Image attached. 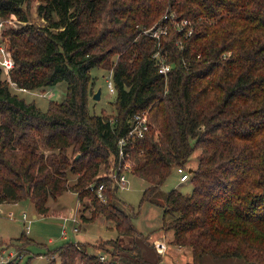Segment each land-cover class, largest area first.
<instances>
[{
	"label": "trees",
	"instance_id": "1",
	"mask_svg": "<svg viewBox=\"0 0 264 264\" xmlns=\"http://www.w3.org/2000/svg\"><path fill=\"white\" fill-rule=\"evenodd\" d=\"M35 1L45 25L28 23ZM11 15L22 25L1 31L14 61L10 80L28 91L59 82L67 89L42 110L0 72V205L29 199L45 215L49 200L74 192L79 203L88 200L89 219L116 233L110 247L90 243L105 261L88 242L65 240L50 264H152L138 242L121 241L140 232L112 178L118 138L142 112L151 126L127 146L130 174L148 185L142 202L200 150L190 194L170 190L162 206L171 240L194 257L264 264V0H0V20ZM153 26H166L159 42L142 35ZM156 52L166 55V76ZM92 68L111 72V116L88 110ZM100 185L104 202L90 189Z\"/></svg>",
	"mask_w": 264,
	"mask_h": 264
},
{
	"label": "rangeland",
	"instance_id": "2",
	"mask_svg": "<svg viewBox=\"0 0 264 264\" xmlns=\"http://www.w3.org/2000/svg\"><path fill=\"white\" fill-rule=\"evenodd\" d=\"M36 5L37 2L35 1L31 2L28 6V23L39 26L45 25V22L36 13ZM2 21H4L2 30L5 26L15 29L22 25L13 15ZM142 35H144L143 32ZM90 74L93 78L95 90L101 89V96L98 101H93L92 98L88 100V110L91 114H103L104 116L105 114H110L111 116L114 110L111 104L114 103L115 95L109 93L106 86L108 72L103 69L92 68ZM2 78H4V75H2ZM66 89L65 82H59L47 89L38 88V90L22 92L14 90V93L21 99L27 102H33L38 108L45 110L49 102L62 101L65 97ZM199 153L200 150L197 149L191 158L186 161L184 167L195 169L197 166V155ZM74 179V175L70 176V185L74 182ZM126 180L128 182L127 188L125 190L119 189L117 195L119 201L124 203L135 214L132 224L140 233L134 238L141 240L140 246L144 255L149 257L156 256L155 244L161 242L165 246L164 254L167 256L166 260L179 256L180 264H248L238 257L215 259L209 254L203 255L200 258L194 257L187 246L179 247V245L171 240L172 231L163 229V222H167L170 219L168 215L164 217V210L162 208L167 192L177 190L181 194H190L192 190L190 180L181 183L179 174L175 169L171 171L166 181L155 191L151 203L142 202L143 190L148 186L144 180L132 174H128ZM78 201V197H76L74 192L65 191L57 196L55 201L49 200L47 202L48 210L45 212V215L36 213L29 199L16 202L10 206L2 205V214H0V264L10 260H15L14 264H50L49 256L65 240H71L73 242L85 241L95 246L110 247L109 244L112 243L111 241L116 235L115 231L110 229L108 223L100 217L89 219L91 206L88 200L84 199L81 203ZM83 205H88V208L83 210ZM74 211L79 217L83 213L89 219V222H85L80 218L77 224L78 231L74 232V234L70 231L72 224L67 222L65 225L67 234L64 238L61 235L62 220L60 216H67ZM11 212L14 215L9 218L7 213ZM22 213L26 214L31 220L27 233H25L22 223ZM33 215L36 217L33 218ZM22 234L26 236L25 241L14 239ZM91 244L88 246V252L100 253L99 249Z\"/></svg>",
	"mask_w": 264,
	"mask_h": 264
},
{
	"label": "built area",
	"instance_id": "3",
	"mask_svg": "<svg viewBox=\"0 0 264 264\" xmlns=\"http://www.w3.org/2000/svg\"><path fill=\"white\" fill-rule=\"evenodd\" d=\"M172 19L174 18V15L170 16ZM4 21L0 20V72L4 74L6 80L9 83V87L18 90L19 92L22 91H28L25 89H20L17 88L16 84L10 80L9 77V70L13 67L14 61L13 58H11V55L8 51V48L4 42H2L1 39V31H2V24ZM174 22V21H173ZM176 24V27L179 29H182L184 25H186V21L181 20L174 22ZM166 33V29L163 27L161 28H148L145 31H143V34L146 35L148 34L152 38H155L158 42L161 39L162 34ZM190 32H188L189 34ZM157 45H159L157 43ZM154 58L156 59V66L158 69V74L159 75H164L166 76L167 73L171 70L170 65L166 62V55L164 53H159L156 52L154 55ZM108 79L106 80V86L109 91V93L114 92V87L112 86L111 83V72L108 73ZM151 124L148 121V116L147 113L142 112V113H134L133 116L128 120V128L125 131V135L121 136L118 138L117 141V148H118V157H117V169L116 172L113 174L112 178L114 180V183L116 185L117 191L120 190H125L127 188V180L126 177L128 174L131 173L132 171V164L130 161V154H129V149L127 148L129 142H133L134 139H141L144 137V135L147 133L149 127ZM176 172L179 174L180 182L188 181L190 180L189 176L190 174L188 173V168L185 167H178L176 168ZM94 193L95 196L97 197L98 200L101 202H104L106 200V197L104 196L103 193V185L98 186L97 188L93 189L90 188ZM0 214H2L1 211V205H0ZM13 213H7V216L9 218L13 217ZM60 219L62 220L61 224V235L65 238L67 231L65 228V225L67 222L71 223V232L74 234V232L78 231L77 224L80 221V217L77 216L76 212H71L67 216H60ZM31 220L27 217L26 214L22 213V223L24 226L25 233L29 231V223ZM26 224V225H25ZM156 250L157 251H162L164 250V244L161 242H157L155 244ZM79 248V247H78ZM98 257L100 260H106L105 254L97 252ZM76 264H81L80 260L76 261Z\"/></svg>",
	"mask_w": 264,
	"mask_h": 264
},
{
	"label": "crops",
	"instance_id": "4",
	"mask_svg": "<svg viewBox=\"0 0 264 264\" xmlns=\"http://www.w3.org/2000/svg\"><path fill=\"white\" fill-rule=\"evenodd\" d=\"M11 204H14V202L4 203V204H1V206L2 205L3 206H10ZM35 217L36 216L33 215V218H35ZM121 239H122L121 241H123L124 245H127L132 240H135L136 242H138L139 246H140V243H141V240L140 239H135V238H132L131 236H127V235H122L121 236ZM179 247H180V245H179ZM140 250H141V256H143L145 260H147L148 262H150L152 264L153 263L154 264H177V263L180 264V262H179V256H176L174 259H170L168 257L169 260H166V257L167 256L164 254V252H165V246H164V250H162V251H157L156 250V256H153V257H149V256L144 255V252L142 251L141 246H140ZM177 253H179V252H177ZM186 264H188V263H186Z\"/></svg>",
	"mask_w": 264,
	"mask_h": 264
},
{
	"label": "water",
	"instance_id": "5",
	"mask_svg": "<svg viewBox=\"0 0 264 264\" xmlns=\"http://www.w3.org/2000/svg\"><path fill=\"white\" fill-rule=\"evenodd\" d=\"M100 96H101V89H98L94 92V94L91 96V98L93 101H98L100 99ZM193 171H194V169H192V168L188 169L189 174H192Z\"/></svg>",
	"mask_w": 264,
	"mask_h": 264
}]
</instances>
